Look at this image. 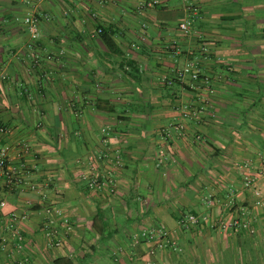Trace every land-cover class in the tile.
Here are the masks:
<instances>
[{
  "label": "crops",
  "instance_id": "1",
  "mask_svg": "<svg viewBox=\"0 0 264 264\" xmlns=\"http://www.w3.org/2000/svg\"><path fill=\"white\" fill-rule=\"evenodd\" d=\"M189 2L184 34V0H0V144L27 148L39 189L0 180V264H264V0ZM120 144L98 170L115 192L89 191L78 159ZM47 206L71 225L58 248ZM158 225L175 245L151 253Z\"/></svg>",
  "mask_w": 264,
  "mask_h": 264
},
{
  "label": "built area",
  "instance_id": "2",
  "mask_svg": "<svg viewBox=\"0 0 264 264\" xmlns=\"http://www.w3.org/2000/svg\"><path fill=\"white\" fill-rule=\"evenodd\" d=\"M188 3V19L182 22L179 25V29L184 34H187L190 30L191 24L194 21V18L198 15V10L195 5L189 2V0H184ZM159 0H152V4H158ZM24 23L28 25V30L33 39L37 38V27L36 20L27 17L24 19ZM52 56H46V60L51 61ZM178 77L183 79L185 76H188L190 80H197L199 76V70L195 68L194 64L189 63L185 65L181 70L176 71ZM104 131V130H103ZM8 134V128L0 125V142L2 138ZM123 145H121L116 150H107L104 154L95 157L93 155H84L82 158L78 159L77 163L79 165H85L84 168L87 169V173L81 175V180L86 182L87 188L91 192H98L102 188L108 187L110 194L115 192V184L112 178L103 180L99 173V165L107 164V166L111 165L113 168L121 169L123 167V160L121 156V152L123 149ZM28 152L27 148H16L14 151L11 146L8 144H0V180L4 182L6 187H14V186H23L28 184V188L31 191L39 190L37 186L33 183L27 182L25 177L28 174L25 162L23 161L24 153ZM16 157V161L13 162V155ZM15 160V159H14ZM106 166V165H105ZM236 168L241 172L243 179V187L244 188H253L255 186V182L263 175V172L258 170L254 173L251 172L252 163L250 161L242 162L236 164ZM104 186V187H103ZM253 193L256 196H260V192L256 189H253ZM211 196L207 197V204L210 205ZM0 206H4V202H0ZM45 213V230H46V239H48L49 245L53 247H60L63 244V234H68L71 231V225L69 224V220L64 218L63 212L61 210H57L53 207L47 206L44 209ZM60 220V225L56 226V221ZM199 223V219L195 215H189L186 218V225L195 226ZM235 222H230L229 224H221L222 228L233 225ZM60 229V230H57ZM61 235H60V232ZM62 236V237H61ZM142 236L145 237L146 241L153 245L151 253H153L156 249L158 251H163L167 249V247H171L175 245V242L170 237V229L163 225H158L152 227L149 230L143 232ZM12 237L16 241L17 244L22 242V237L20 236L17 230L12 231ZM3 242H6L5 240ZM19 246V245H17Z\"/></svg>",
  "mask_w": 264,
  "mask_h": 264
},
{
  "label": "rangeland",
  "instance_id": "3",
  "mask_svg": "<svg viewBox=\"0 0 264 264\" xmlns=\"http://www.w3.org/2000/svg\"><path fill=\"white\" fill-rule=\"evenodd\" d=\"M192 25H193V24H192ZM121 145H122V144H120V146H121ZM118 148H119V147H118ZM111 149H112V148H111ZM115 150H116V149H115ZM122 150H123V149H122ZM105 165L107 166V164H104V166H105ZM110 166H111V165H110ZM111 167H113V166H111Z\"/></svg>",
  "mask_w": 264,
  "mask_h": 264
},
{
  "label": "trees",
  "instance_id": "4",
  "mask_svg": "<svg viewBox=\"0 0 264 264\" xmlns=\"http://www.w3.org/2000/svg\"><path fill=\"white\" fill-rule=\"evenodd\" d=\"M109 47L111 48V47H112V45H111V44H109ZM199 78H200V77H198V78H197V80H198Z\"/></svg>",
  "mask_w": 264,
  "mask_h": 264
}]
</instances>
